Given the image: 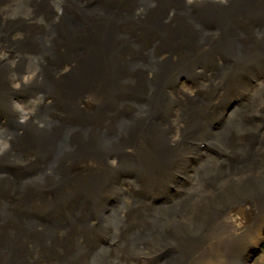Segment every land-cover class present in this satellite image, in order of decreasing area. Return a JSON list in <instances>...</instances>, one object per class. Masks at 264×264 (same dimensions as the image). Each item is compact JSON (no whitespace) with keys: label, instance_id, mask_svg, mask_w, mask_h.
<instances>
[{"label":"bare ground","instance_id":"6f19581e","mask_svg":"<svg viewBox=\"0 0 264 264\" xmlns=\"http://www.w3.org/2000/svg\"><path fill=\"white\" fill-rule=\"evenodd\" d=\"M263 234L264 0H0V264H257Z\"/></svg>","mask_w":264,"mask_h":264},{"label":"rangeland","instance_id":"374dc122","mask_svg":"<svg viewBox=\"0 0 264 264\" xmlns=\"http://www.w3.org/2000/svg\"><path fill=\"white\" fill-rule=\"evenodd\" d=\"M263 244H264V234L260 238L259 245L257 246V248L255 249V252L253 253V259H256L259 261V257L261 256V253H262ZM258 261H256V263L260 264V262Z\"/></svg>","mask_w":264,"mask_h":264}]
</instances>
